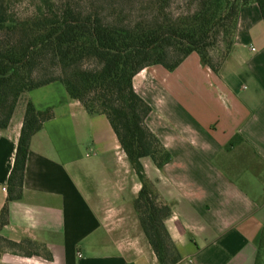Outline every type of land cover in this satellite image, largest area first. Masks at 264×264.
Instances as JSON below:
<instances>
[{"label":"crops","instance_id":"1","mask_svg":"<svg viewBox=\"0 0 264 264\" xmlns=\"http://www.w3.org/2000/svg\"><path fill=\"white\" fill-rule=\"evenodd\" d=\"M9 20L0 0V23ZM152 106L147 124L171 152L143 160L181 259L177 264H262L264 239V20L243 6L233 48L216 73L197 52L175 70L134 78ZM51 109L31 142L22 198L0 223V264H160L134 200L143 188L104 114H90L60 81L23 94L0 130V211L9 194L27 104ZM232 150L225 148L236 135ZM14 242L19 244L14 246Z\"/></svg>","mask_w":264,"mask_h":264},{"label":"trees","instance_id":"2","mask_svg":"<svg viewBox=\"0 0 264 264\" xmlns=\"http://www.w3.org/2000/svg\"><path fill=\"white\" fill-rule=\"evenodd\" d=\"M179 3L184 6L177 9ZM252 3L264 20V0H38L26 17L8 0L9 20L0 23V130L23 94L55 81L90 114L106 115L143 183L134 206L147 239L160 264H177L181 255L166 225L171 208L158 201L143 164L149 158L163 168L173 156L147 124L152 106L134 78L152 65L175 70L193 52L218 73L235 43L240 11ZM53 117L51 109L28 102L1 226L9 221L10 202L22 198L32 138ZM241 141L236 134L225 149ZM261 254L264 264V239Z\"/></svg>","mask_w":264,"mask_h":264},{"label":"rangeland","instance_id":"3","mask_svg":"<svg viewBox=\"0 0 264 264\" xmlns=\"http://www.w3.org/2000/svg\"><path fill=\"white\" fill-rule=\"evenodd\" d=\"M10 2L12 5L13 12L16 13L18 17H26L35 10V6L38 0H10ZM183 6L184 5L182 3H179L176 8L179 9ZM218 49L220 53L226 50L224 42L220 41L218 43ZM217 54L218 52L216 51L215 55Z\"/></svg>","mask_w":264,"mask_h":264}]
</instances>
